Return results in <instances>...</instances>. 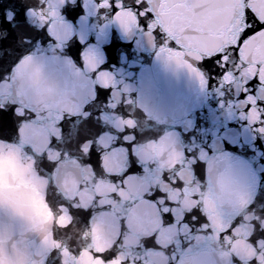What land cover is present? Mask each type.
<instances>
[{"label": "water", "instance_id": "1", "mask_svg": "<svg viewBox=\"0 0 264 264\" xmlns=\"http://www.w3.org/2000/svg\"><path fill=\"white\" fill-rule=\"evenodd\" d=\"M76 3L75 43L96 45L120 90L130 86L125 98L133 103L112 113L106 102L111 96L100 99L93 108L103 113L96 116L104 128L98 137L84 123L91 89L73 87L75 69L60 56L44 68L46 75L50 65L59 69L57 88L24 90V103L37 115L20 137H14L13 117L0 113V137H13L10 145L0 139V264H99L84 253L100 249L116 251L126 264H189L193 253L199 264H235L234 257L244 264L255 257L259 264L247 237L264 229V211L247 205L257 190L264 199V137L245 126L231 96L215 86L201 89L185 69L158 58L143 35L125 34L106 12L94 11L93 0ZM32 35L34 51L56 55L51 43ZM126 129H132L127 144L121 135ZM93 146L99 159L88 152ZM225 146L250 171L234 168L230 190L215 180L211 187L200 182L195 161L182 155ZM131 172L135 176L125 179ZM173 179L183 180L192 195L174 187ZM157 190L168 194L171 206L150 199ZM198 191L224 222L243 217V234L228 242L186 227L189 213L198 206L205 211L203 200L193 198ZM166 208L174 223L164 218Z\"/></svg>", "mask_w": 264, "mask_h": 264}, {"label": "snow or ice", "instance_id": "2", "mask_svg": "<svg viewBox=\"0 0 264 264\" xmlns=\"http://www.w3.org/2000/svg\"><path fill=\"white\" fill-rule=\"evenodd\" d=\"M93 2L94 11L106 12L125 34L143 35L156 49L158 58L185 69L198 81L201 89L211 90L215 86L222 94L231 96L233 107L238 106V115L246 122L245 126L250 127L255 137H264V0ZM80 8L76 0H4L0 4V31H5L4 37L0 38V113H9L13 117L14 137H20L24 126L34 122L37 115L24 103V90L35 87L51 91L57 88L59 69L50 65V73L46 75L44 68L50 59L60 56L65 57L75 69L77 79L73 87L91 89L92 99L84 108L87 113L84 123L96 129L98 137L103 135L104 128L96 116L103 113H96L93 108L100 99L111 96L106 102L112 113H119L117 110L123 104L133 103L130 96L125 98V93L131 91L130 86L125 85L120 90L116 77L104 65L96 45L84 39H79V44L75 43L77 38L72 31V21L79 15ZM32 34L41 35L45 44L51 43L56 55L49 58L45 53L34 51L35 36ZM127 122L130 125L134 123L131 118ZM129 130L132 129L121 134L125 144L129 141ZM131 135V140L135 141V134ZM0 139L9 145L13 142V137ZM259 142L257 139L256 143ZM88 152L99 159L95 146ZM182 155L195 161V176L200 182H207L209 187L215 180L230 190L234 183V168L240 173L245 168L250 172L245 162L228 152L226 146L215 153L202 152L196 156L185 151ZM135 174L131 172L125 179ZM169 182L184 194L192 195L183 180ZM167 195L157 190L150 199L153 202L160 199L171 206L172 201L165 199ZM193 198L203 200L205 211L198 206L189 213L184 221L186 227L195 225L204 233L214 234L228 242L243 234V217L224 222L205 193L198 191ZM247 207L264 211V199L260 198L258 190ZM163 216L169 222H175L169 208L165 209ZM247 239L250 248L256 250L259 264H264V229H258ZM84 255H91L99 264H126L125 257L111 249L85 252ZM247 255L251 257L252 252L249 250ZM234 259L235 264H244L242 257ZM55 264H61V261L56 260ZM189 264H199L198 253L192 254ZM250 264H257V258H252Z\"/></svg>", "mask_w": 264, "mask_h": 264}]
</instances>
